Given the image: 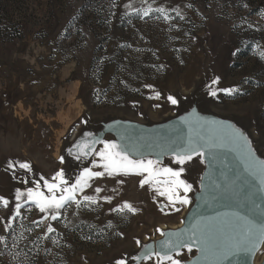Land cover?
Returning <instances> with one entry per match:
<instances>
[{
  "label": "rangeland",
  "instance_id": "374dc122",
  "mask_svg": "<svg viewBox=\"0 0 264 264\" xmlns=\"http://www.w3.org/2000/svg\"><path fill=\"white\" fill-rule=\"evenodd\" d=\"M257 3L260 8L254 12ZM126 4L141 10L149 4L153 9L177 7L185 19L179 20L173 11L171 21L157 18L160 13L155 11L140 19ZM261 52L264 0H0V196L11 202L17 188L33 186L21 183L24 178L43 176L51 181L63 169L66 178L74 180L83 167H92L93 156L77 160L68 155L69 148L88 139L84 133L141 150L134 136L181 117L227 121L264 159ZM216 77L220 82L212 85L218 90L213 97L209 85ZM221 88L234 90L225 93ZM156 92L161 94L158 100ZM169 95L179 103H169ZM102 147L95 145L97 150ZM149 152L148 159H157L158 151ZM200 159L184 165L181 178L193 185V191L188 193L189 205H176L179 211L159 195L163 183L141 187L144 177L135 173L96 179L85 190L101 198L95 210L72 215L70 208L67 219L46 221L56 231L39 242L35 264H116L118 259L155 264V257H133L141 256L145 245L163 239L161 232L184 224L204 193L206 162ZM171 160L165 154L160 167H179ZM9 161L29 163L32 171L17 167L14 178ZM95 187L103 191L96 194ZM103 196H112L111 203ZM125 202L136 212L109 211ZM8 215L0 204V218L6 222ZM42 215L33 207L17 218L13 228L27 238L20 240L19 249L28 251L26 245L31 247V241L43 234L44 226L31 223ZM0 235L8 237L11 248L12 236L3 224ZM0 250V264H16L9 249L0 244ZM181 252L185 264H192L199 254L195 247L191 253ZM263 261L261 244L254 262Z\"/></svg>",
  "mask_w": 264,
  "mask_h": 264
},
{
  "label": "snow or ice",
  "instance_id": "6c2138e0",
  "mask_svg": "<svg viewBox=\"0 0 264 264\" xmlns=\"http://www.w3.org/2000/svg\"><path fill=\"white\" fill-rule=\"evenodd\" d=\"M147 3V0H144ZM155 2V0H153ZM247 7V5H244ZM125 8H132V11L140 18L149 17L155 11L160 13V17L164 21H171L174 17L169 15V11L175 12V17L184 20L185 16L182 10L173 7L170 10L165 7L152 8L151 4L144 9H136L132 4L124 5ZM191 7V5H188ZM175 26V25H174ZM264 58V52L260 53ZM220 78L216 77L209 85L210 95L217 96V89L212 85H218ZM151 88V85H145ZM234 89L221 88L219 91L231 93ZM161 94L156 92L155 99H160ZM151 98V97H150ZM167 101L172 105H177L179 101L172 95L167 96ZM159 107V105H156ZM181 124H187L189 127V135L180 143H171L162 149L161 154L170 155L171 162L179 167H160L161 161L159 157L155 160L148 159L145 153L139 148H133L129 144L117 143L114 140H101L93 137L92 133H84L87 140L80 141L68 149V155H74L77 160H85L90 156L92 167H83L78 175L72 178H66V173L62 169L58 171L51 181L41 176L39 179H22L21 183L27 185L31 183L33 186L24 190L17 188L13 201L0 196V204L8 210L6 222L0 218V224H3L4 232L11 233L12 244L9 248L8 237L0 235V244L5 249H9L12 260L16 264H35V257L40 254L39 242L50 239V234L56 229L51 223L45 224L46 221H59L63 216L67 219L66 213L68 209H72V215H78L83 210H95L99 203L98 196L86 194L85 190L92 188V182L98 178L116 177L119 175H128L135 173L142 175L144 178L140 181L141 187L144 185H159L163 183V190L157 189L159 195L166 196L169 204L176 210L180 209L176 205H189L191 200L188 193L193 191V185L182 179L187 163L193 161L195 157H200V162L204 163L208 160L209 166L216 163L221 153L226 157L229 153H235L236 165L232 169L233 176H225L224 182L216 184L215 187L220 189L225 195L230 194L231 197L238 200H244L256 207L253 196L257 193H264V159H259L252 148L249 138L240 130L217 126L216 122H212L207 126V131L193 136L192 124L190 121L181 117ZM96 144H102L99 150L95 148ZM98 158V159H96ZM64 162V157H61ZM224 163V160H221ZM227 167V165H225ZM31 172L32 168L29 163H13L9 161L8 168L13 170L15 178L16 168ZM100 170H93V169ZM161 177L164 179L161 180ZM204 179L203 177L201 178ZM43 181V184H41ZM255 189V191H253ZM103 191L101 187H95L94 192L100 194ZM183 193V195H181ZM102 199L111 203L112 196H103ZM260 199L264 200V196ZM35 208L39 213L43 214L38 220H32L31 223L37 228L44 226L43 234L31 241V247L28 251L19 249V243L22 239H27L23 233L17 234L13 228V224L17 218L23 216V212L30 211ZM135 213L136 209L125 202L116 208H111V212H124V210ZM23 210V211H22ZM203 225V227H202ZM21 227H24L21 225ZM31 231V229H26ZM160 232V229H157ZM166 239L160 242L156 251L151 250L150 245L144 247L148 249L144 255L133 257L134 260H152L155 257V264H185L182 259L183 253L181 249H186L188 253L193 251L195 247L201 253V257L209 261L210 264H232V258H239L242 254H251L260 244H264V208L261 209L259 215H248L239 209V204L234 210L225 213H218L216 217H200L190 228L182 229L180 232H161ZM56 243V241H52ZM140 241L137 240V244ZM19 249V251H15ZM47 252L48 249H43ZM31 253V255L29 254ZM4 252L0 250V256ZM22 257V259H21ZM116 264H127V260L118 259Z\"/></svg>",
  "mask_w": 264,
  "mask_h": 264
},
{
  "label": "water",
  "instance_id": "95a60500",
  "mask_svg": "<svg viewBox=\"0 0 264 264\" xmlns=\"http://www.w3.org/2000/svg\"><path fill=\"white\" fill-rule=\"evenodd\" d=\"M186 120L190 121L192 124L191 134L193 136L201 133L202 126L203 130L207 131V126L212 122H216L217 126L223 125L224 127L231 128L227 121L225 122L222 120H212L207 118V120L199 121L194 117L187 118ZM147 129L149 128L142 130L144 132L143 135L134 136V140L140 145V151L145 153V155L151 154L149 151H158L156 158L159 157L160 160H163L165 156V154H161L163 148L171 143H180L189 135L188 125L181 124L180 121L176 120L165 123L163 126L156 128L153 131H149ZM137 148H139V146H137ZM221 160H224V163H221ZM205 162L206 168L203 173L204 179L201 182V188H203L204 193H200L194 204V208L185 219L184 224L178 229L166 231L165 233H175L180 232L182 229L190 228L200 217H216L218 213L230 212L236 208L237 203L239 204V209L248 215H259L261 209L264 208V200L260 199L261 196H264V193H257L253 196L255 204L260 206L256 207L247 201L231 197L230 194L225 195L220 189L215 187L216 184L224 182L225 176H233L232 169L237 163L235 153H229L226 157L223 153H221L220 158L217 159L216 163L212 166H209L207 159H205ZM225 165H227V167ZM253 191H255V189H253ZM165 239L166 237L164 236L163 239L157 241L156 243H150L148 245L151 246L152 251H156L159 248L160 242ZM260 245L251 254H242L239 258H232V264H256L254 262V257L259 250ZM142 251L141 256L144 255L148 249L144 248ZM192 264H210V262L204 260L199 252V254L192 261ZM260 264H264V261Z\"/></svg>",
  "mask_w": 264,
  "mask_h": 264
},
{
  "label": "trees",
  "instance_id": "16d2710c",
  "mask_svg": "<svg viewBox=\"0 0 264 264\" xmlns=\"http://www.w3.org/2000/svg\"><path fill=\"white\" fill-rule=\"evenodd\" d=\"M253 7H254V12H258L260 8V4L257 3V5H253Z\"/></svg>",
  "mask_w": 264,
  "mask_h": 264
}]
</instances>
